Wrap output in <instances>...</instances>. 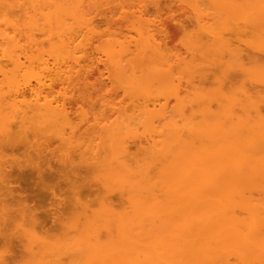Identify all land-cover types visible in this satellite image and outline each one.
I'll use <instances>...</instances> for the list:
<instances>
[{
    "label": "rangeland",
    "instance_id": "374dc122",
    "mask_svg": "<svg viewBox=\"0 0 264 264\" xmlns=\"http://www.w3.org/2000/svg\"><path fill=\"white\" fill-rule=\"evenodd\" d=\"M50 1L61 2L62 0H50ZM74 1L79 4L80 10L83 15L84 23L83 25H81V27L79 28L77 27V29H76V26L73 25V27L75 26L74 31H72L73 30L72 29L69 32V33L72 32L71 34L74 36L73 37L72 35H68V36L73 37L72 43L70 45L72 46L73 49L66 56L58 55L56 54V52L55 53L51 52L52 50L51 44H56V42H58L59 40L57 38L58 36L56 35V33L54 34L56 37L52 35L54 37L51 36L52 39L50 38L49 40V36L47 37L45 33H43L44 32L43 30L42 31H40V29L35 30V31L32 30L31 34H33L34 41H36V42L32 41V43H34L33 46L31 44H28V42L31 43L30 41H28V38L25 39L26 37L25 33L27 32L26 27L25 29H20L21 31L18 30L22 34L18 33L17 29L20 28V26L23 27L20 21L24 22L25 20H28L30 16L29 14L35 13V15L37 14L36 16L40 15L41 11H39L40 10L39 6L36 5L34 7V10H32L30 6H27V8H30L31 10H28L29 13H26L27 15H24L25 17L22 14V12L24 11L20 10V7L18 6L17 7L19 8V10L15 6L12 7L14 9H9L8 12L11 11V13L6 12L8 8L2 9L4 10V12L2 11L0 12V14L4 13V20H5V17L7 16L6 18L9 20V23H11V25L10 24L7 25L9 27L7 28L5 24L0 22L2 24L0 25V28L2 26L5 32L9 34L8 37L12 35L11 37L14 36L13 38H15V41L19 40L18 41L19 46H23L24 50L20 49V51H17L19 54L17 58H19V62L21 64L20 65L21 67H17L14 64V62L9 59L8 55L6 56L1 53L2 49L6 50L7 48L6 46L7 43L5 45V41H3L4 42L3 43L1 40L2 43L0 44V81H1L0 83H2V88L0 89V94L3 93V94H7L8 96H10L8 97L7 95H4L5 97L7 96L6 97L7 100L5 99L4 100L5 102L8 101L6 103H8L9 107L12 106V108H23L25 107L27 103H31L36 98L39 99L40 102L48 101L52 103L53 106L63 105L66 107V110L68 112L67 114L68 120L66 122L67 124L64 122L65 123L64 125H62V123H58L57 125L56 124L57 122L55 123L56 124L55 125L54 124L55 121L53 122L51 120L52 124L49 121L51 125L50 126L47 120L48 119L50 120L51 116H49V118L45 116V119L43 116L34 117L33 120L35 122L33 123L37 122V124H39V125L35 124V126L36 127L38 126L39 128L37 127V129L34 131L38 138L36 137V135H35V138H33V136L31 137L30 135V138H31L30 140H32L31 143L35 146V147L33 146L34 148L39 149L43 158L48 157L51 163L53 164H55V162H57L58 159L63 160L64 158H66L65 159L66 161L70 155L72 158H78L79 155L76 156L75 150L77 151L87 150V151H84L85 155H87V160H88L87 162L91 163L94 158L92 160L88 158L92 154L94 156L95 153H93V151L95 152V150L97 149L96 153L97 152H99V154L101 153L100 157L104 156L101 158L102 160L100 159L99 156H97V159L99 162L103 161L104 163L102 162L98 164L97 162H95L94 164H96L98 167H101V168L105 167L108 169L109 167V169L111 168L112 171H110L111 169L107 170L104 168L105 170L98 169L96 171L90 172L88 175L89 177L95 180H97L98 178L101 179V180L98 179V181L100 184H102V186H98L99 184L96 185L93 183L96 186V187H93V189L95 188L100 189L99 191L98 189L97 190L95 189L94 190L95 193L96 191L99 194L105 192L104 195L102 194V198L104 196L103 199L108 198V197L115 198L112 200L110 199L111 200L110 202H115L114 203L115 205L114 204L112 205V207L114 206L115 212H113L112 214V213H108L105 211V207L107 205L105 206L104 204L105 203L108 204L106 201L107 199L106 200L100 199L99 203H96V201L93 202L95 199H99V197L96 198L95 196L96 194L92 192V194H95V195H92V194L90 195L93 197L92 198L93 201L91 202L93 205L90 203V206L86 211L87 212L86 215L88 216L87 218H89L91 215L93 216V217L91 216L92 218L90 217L91 220L90 218L86 219V217L84 219L81 214H79L78 212L77 214L75 212L74 208L80 211L79 210L80 206L79 208H76L78 205L75 207L70 206L68 208L73 209V210L71 211V210H68L67 208L65 210H68V211L67 212L65 211L64 214L65 213L68 214L70 213L69 211H71L73 215L77 214V216L75 215L73 217V215H71L70 213L69 214L70 217L68 218V216H65L66 214L63 215L62 221L64 222L61 221L62 223V224L60 223L61 227L59 225L58 226L56 225L57 227H53L54 229L49 227L50 229H52V232L55 231L56 234L52 236L51 235L52 232L49 230L50 233L48 234V237L45 236L46 237L45 240L43 238H42L43 240L40 238L39 239L40 242H39L37 237H39L38 235L42 234L40 232L41 227L39 226L36 227L37 229L36 231L37 237H36L35 236L36 234L30 233L36 230L34 229V231H32L34 226L30 222L29 224L28 223L26 224L27 221H25L24 223L23 221L27 219H23L22 215L19 216L20 214L16 215V211H14L15 212L14 215L16 216L11 215V212H12L11 211L9 215L7 214L8 215L7 218H9L10 215L12 216L11 221L10 219L7 220L6 218L7 222L4 220L5 222L3 221L0 223L1 225L0 233L5 232L6 234L11 235V236H8V238L12 237L13 241H11V239L9 240L7 237L5 238L7 242H11V243L14 242L13 243L14 253L13 255H12V252L11 254L8 253V247L12 248L13 244L11 246H8V244L10 245L11 243H7L6 245L4 241H1L0 239V261H1L0 264H54V263L56 264H86L88 260H91L90 257L92 256V254L93 256L96 257V256H99L101 253L102 254L105 253L106 259L107 260L110 259L111 264L113 263L122 264L124 263V261H126L127 258L129 259L130 256L126 258L128 253H130L132 259H137V256L134 254V252L135 253L137 252V255H140V257H142V258L139 257L140 260L141 259L144 260L146 258L144 262L147 264H158L157 258L159 259L160 256H161L160 259L162 260L159 263L166 264L167 262L168 264V262L171 261L169 263L177 264L179 263V261L181 263V259H182L181 264H184L185 261L188 260L187 257L185 258L184 256L183 257L181 256L180 260H176L179 258V256L176 253L174 254V251H172V253L170 254L171 251L167 248H164L163 245L162 246L160 244L156 245L160 249L154 248L156 247L154 245L155 244L154 242H156V240L155 241L154 239L152 240V236L153 234H155L154 230H158L156 231V233L157 232L162 233V230L164 231L167 228L164 231V234H162V236H165L167 238V236L173 235L172 229H174L178 225V224H173L175 225V227L172 225L173 227L170 228L169 226L171 225L169 224L168 226L167 225L168 223L166 224L165 221H162V224H161L160 220L164 218V215L162 216L163 213L154 214L155 213L154 212V213H150L151 217L150 216L147 217L146 216L147 214L146 215L143 214L147 218L146 217L143 218L144 216H139V217L136 216L134 218V221H132V223L134 222L135 226L138 224L139 221L143 220L142 223L139 222L141 223V225H143L142 227H144L141 229L143 232L145 231L146 233L149 232L148 233L149 236L147 237V239H145L146 237L144 238L145 239L144 244L140 243L138 245V248L140 247L139 249H137L136 246H135L136 249L134 247L132 248L131 246L132 243L128 242V240L121 241V237H123V235L120 233L122 231L128 230L129 222H130V218L128 217V215L130 216L131 214L130 207L132 204L130 203L128 196L132 193L133 194L135 193L134 195L132 194V197L137 196V198H139L138 196H140L141 198L143 196L144 198L145 195H147L146 197L148 198V196L151 197L153 196V194L161 195V197H165V196H162V194H164L161 192L163 191L162 187H161L162 190L159 189L160 192L157 190H154L152 194L150 193L151 190L149 191V193L147 192H148V189H152V188H149L151 187V183L154 182L152 181V179L154 180L158 178L159 176L157 174H156L157 176H154L155 172L156 173L158 172V174H160L161 172L160 167L163 166V164H165L166 162L165 158L163 157L165 156L163 155L165 153L164 152L165 150H163L162 148L163 145L161 143H164L162 140L165 141L169 139V136H170V140H167L166 142L169 143L170 141L172 142L173 140L175 141L174 143H176V140L174 139L175 136H173V134L179 135L180 132L174 133L173 128H175V131L177 130L181 131V133L183 130L182 137L183 138L185 137L186 141L188 139L189 146L195 143L196 147L200 146L201 148H206V149H208V147H211L213 145L216 146L217 143L223 142L224 140L228 142V139L231 136L232 137L230 139L233 138L232 141L233 143L235 142L234 144L237 143L235 145L237 146L239 142L243 140L242 138L244 137L246 138L247 136L248 139H246V141L248 140V142H245L244 144H242L243 149H239V150H241L243 154L245 152L247 153V151L253 152L252 156H251V153L250 155L245 153L249 157H252V159L259 157L258 155H257L258 157L255 156L254 152L255 154L260 155V152L258 153L257 150L258 149L261 150L262 148H264V146H262L264 145V21L258 20L257 21L258 23L256 22V23H253L252 25L249 22H244L246 18L245 20L243 18L247 17L249 19L250 16L252 17L253 15H251V13L253 14L254 8H255L254 15L256 16L258 12L259 13L264 12V8H261V7H264V0H255V1L249 0L251 3L248 0H238V1L236 0V2L240 6L241 14L244 12L243 10L247 12V14L246 12H244L242 15H240V13L237 10L239 7L235 9V12L233 11V8H235L234 5L236 3L233 2L232 0H228L230 3L229 2L226 3L227 0H218V2H216L217 0H68V2H74ZM220 1L224 3L222 5H225V6H222L220 4L221 3ZM245 1H246L245 4L240 5V3H244ZM18 2L20 3L21 0ZM18 2L16 4H18ZM22 2L24 4H27L28 1L22 0ZM215 2L216 4L219 3V5L217 4V6L219 7L222 6V8L216 7ZM252 3H254L253 5H255L256 3L257 4L255 5V7H253ZM36 4H38V2ZM247 4L250 6V8L247 7L248 6ZM251 6L253 7L252 9H251ZM236 7H237V4H236ZM224 9H225V12H224ZM219 10H221V12ZM250 10H253V11H251L250 13ZM231 12L233 13V15H231L232 14ZM248 12L250 13L249 17L247 16L249 14ZM6 13H8V15H6ZM35 15L33 14L34 17ZM26 16H28L27 19H25ZM39 17L41 18V16ZM40 18L38 19L37 17L39 21L42 20ZM0 19H1V16H0ZM255 21L256 20H254L253 22ZM13 22L18 25L19 23L21 24L19 25V27L18 25H16L18 27L17 28L16 26H14ZM139 22L140 23L143 22L142 23L143 25L144 23L146 24L145 27L148 33H150V35H153V38L156 41V43L158 41L157 43L158 45L159 43L161 44L160 48L163 52V55H165L166 56L165 58L166 59L168 58L167 60L169 61L167 62V60H165V65L167 64L168 66L167 76L168 78L171 79L172 82L170 83V79L169 80L164 79V81H162V83L164 84L159 83L161 85V89H160L158 82L156 81L158 85L155 87L156 82H154L155 80H153L154 83L152 84L154 85V88H156L154 89L155 91L152 89V87H148L146 89L148 85H145V84L141 85V87L134 86L135 84L134 85L132 84L131 86H129L127 82L129 80H130L129 82H131L132 80L131 77H133L134 74L132 72H129L130 70L127 71L126 69L128 68L124 70L126 75L123 71H122L123 73L121 72V74H119L120 72L117 71L119 70L117 65L113 66L114 62H112L111 57L107 56V54L105 53L107 49L106 45L110 44L109 42L111 41V39L113 38L115 39V37H116L115 39L116 47H114L113 45L114 42L113 44L112 43L110 44L111 46L114 47V49L119 50L117 48H120L119 46L121 44L124 45V42L126 41L125 45L127 44L126 46L127 50L129 52H133L135 50L134 49L135 46L133 45L134 44L136 45V41L139 38L138 32H137V27L140 25ZM242 26L243 27L245 26V27L243 28ZM15 27L16 29H14ZM12 30H14L15 32ZM26 34H28V32ZM67 34H64V35L67 36ZM111 35H115V37H111ZM66 36H64L65 39H68V37ZM109 38H110V41L108 42ZM68 41H71V40H68ZM117 42L119 44L118 47H117ZM21 51H23L25 54L23 52L21 54L20 53ZM29 55L30 57H28ZM246 55L251 57L250 59L253 62L252 61L250 62L249 57H247ZM253 56H255L256 59L255 57L253 58ZM176 64L178 65L177 68H175ZM245 69H248V70H245ZM24 71L25 73L26 72H29V73L26 75ZM4 73L6 74V76H12V75L17 76L16 78L21 79L22 81L23 79H25L24 82L29 81L31 87H33L32 90L29 91L26 89L24 91H20L17 93H15L13 89L10 90L11 87L6 86L8 84L6 78H5L6 83H4ZM24 74L26 75L25 78H24ZM118 74L120 75L119 77H118ZM173 74L174 76H177L179 74L178 75L179 77L175 78L174 76H172ZM133 78L136 79L135 77ZM21 80L20 81L18 80V81L21 82ZM136 80H132V82ZM132 86L135 87L136 89H134ZM137 88H138V93L136 92ZM140 89L141 91H139ZM148 89L150 90L152 89L151 91H153L152 92L153 97H156V99L152 98L151 91ZM9 91H11V93H14V94L9 95ZM223 92L229 95L226 97L227 94L225 95ZM232 96H233V99H231ZM227 99H228V102H226ZM144 100H146L145 103H143ZM6 103H4L5 107L7 106ZM146 106L149 109L146 108ZM144 108L146 109L144 110ZM140 109H142L143 111H140ZM154 109L156 110L153 111ZM146 110H149V113H146V114L142 113L144 111L147 112ZM255 111L258 112L257 115ZM161 112L164 113L165 115L164 116H149V114L154 115V114H158ZM38 118L39 119L43 118V121H45L46 123V124L44 123L46 127L42 125L43 122L41 124L42 120H40V123H38L37 121ZM216 120L218 121L220 120L219 123H215V124L212 123V125L214 124V126H216V124H218L220 130L223 129L222 127H221L222 129L220 128V124H223L222 126H224V128L226 127V130L229 129V127H231L230 130H232L233 126H234L233 129L236 127L237 128L234 129L232 133L230 132L231 134L229 133L230 136H227L228 139L224 137L226 134L228 135L227 132L223 136L224 140L222 139V137H221L222 140H216L218 138V135L215 136L213 134L212 135L215 138H212L210 131H209L210 135L206 136L208 134L207 127H209V129L214 128L213 126L211 127L210 124H211V121L216 122ZM241 120H242V123L245 122L247 124V125L244 124L246 125L245 127L244 125L238 126V124H241L240 123ZM256 122H258L259 123L258 125L260 126H257ZM40 125H42L43 128L42 126L40 127ZM193 125L198 128L197 134L199 133L200 136L198 135V136L193 137L194 134L191 131V128L193 127ZM198 125L200 128L198 127ZM35 126H32V127H35ZM176 127H180V128L177 129ZM201 127L204 129H201ZM250 127L256 131L254 132L256 135H258V138L260 139L258 141L262 142V144L260 143L261 145L257 144L259 145L257 146L258 149L255 147L256 143H254L256 140H254L253 142V139H252L253 134L252 135H250V133L247 134L248 131L246 132L245 130L247 128L250 131ZM40 128L42 129L45 128V129L42 130ZM212 131L214 130L212 129ZM251 131L253 132V130ZM190 134H192L191 136L193 137L192 138L193 141H191L190 139ZM203 134H205V136ZM164 135H166L167 138H165L166 136ZM163 137L165 139H163ZM171 137L173 138L172 140H171ZM254 137L255 139L257 138L256 136H253V138ZM210 138L212 139L210 140ZM158 140H160L161 142H159L156 146H154L155 143L158 142ZM249 140L251 141V143L252 142L253 143L250 144ZM232 141L229 140V142L231 143ZM258 141L256 142L258 143ZM165 144H164V148H165ZM0 145H1L0 146V151H1V149H4V137L1 134H0ZM159 145H162V146L157 147ZM170 145L174 147L172 144ZM154 147H157V148L154 149ZM172 147L170 148L172 149ZM119 148H120V151H119ZM5 149H6L5 153L3 152V150L2 152H0L2 154L0 158L3 159V161H1L0 159V162L4 163L3 168H6V166L7 167L9 166L8 162L10 163L12 162L13 159L11 156H12V153L14 152L12 148L9 149V147L7 148L5 147ZM124 149L127 152V159H125L126 160L125 162L127 163L126 165H128L127 166L128 169L129 170L131 169V170L129 171L128 169H126L127 171L126 172V171H123L122 169L121 170L122 172L120 171V173L118 174V171H116V167L113 165L117 164L115 160H117L118 158L119 159L122 158L120 156H123V157L124 155L126 156ZM173 149L171 151H173ZM251 149L252 150L254 149L255 151L254 150L251 151ZM116 150H118L120 154ZM175 150L177 149H174V151ZM47 151L48 152L51 151L50 154ZM69 151L71 152L70 155H68V153H70ZM73 151L75 153L74 155H73ZM122 152L124 153V155L121 154ZM262 152L264 151H261V153ZM6 153H11V156L8 157L9 154L7 155ZM168 153L166 152V156L168 155ZM44 154H47V155H44ZM66 155L68 156L66 157ZM261 155H264V154H261ZM153 157H156V159L157 158L158 159L156 160ZM153 163L154 165H152ZM110 166H113V167H110ZM0 167H1V164H0ZM137 168H139L140 170H138ZM134 169L137 170V172H135ZM106 170H107V173L110 171V173L112 172V174L109 176L108 175L106 176ZM117 170H120V169L117 168ZM123 172H125L128 175L126 176L125 173ZM131 172L132 174L135 173V174H138L139 176L135 174L131 175ZM144 177L146 178V180L144 179ZM148 178L150 179L148 182L150 181L152 182L148 183L147 182ZM160 178L159 180H161ZM118 180H121V182H118ZM142 181H145V182H142ZM144 183H146V185ZM157 183L159 182L157 181ZM157 183L155 184L157 185ZM140 184L143 186H141ZM130 187L133 188V191L130 190ZM124 188L126 189V191L124 190ZM153 188L156 189V187H153ZM136 189L138 190V192ZM128 190H130L131 192ZM257 191L254 188H252V190L251 189L246 190L245 196L250 197V199H253L251 200L252 202L255 201L254 199H257L256 201L258 202V198L260 199V197L262 199L261 201H264V198H262L264 197V190H260L262 192H259V191L257 192ZM115 193L119 194V197H122V198L120 200H117L119 197L117 198L114 197ZM125 193H128V194H125ZM90 196H89V200L91 199ZM155 196H153V198ZM137 198L135 197L136 200ZM157 200L162 202L161 206L167 205L166 203H164V201L166 202V200L162 201L160 196H159V199ZM239 200L240 198L238 199V201ZM124 201H125V204H124ZM256 201L253 204H255ZM100 203H103V205H100ZM127 203H129V205ZM46 204L49 205V203H46ZM260 204L262 205L264 203L262 202L261 203L259 202V204L256 203L257 209H255L254 212L251 210H246L247 207L246 209L242 208L243 210L236 208V214L246 219L249 218L250 213L251 214L252 213L262 214L264 213V209H262L264 207H260ZM127 205L130 207H128ZM127 208H129V210ZM160 209H158V211ZM128 212L130 214L127 215ZM161 212H164L163 208ZM81 213H83V211ZM159 215L161 218L160 220L158 218ZM5 217H3V219H5ZM127 217H128V221H126L125 219ZM173 217L174 219H177L175 215ZM154 218L155 220H153ZM179 219L181 220V217H179ZM16 220L18 221L17 223H16ZM20 220H23L22 222L25 224V226L23 223H21ZM104 221L105 223H107L106 226H108L107 227L108 229H106L105 228L106 226L103 225ZM120 221L121 223H119ZM12 222L13 223L15 222V223L13 224ZM19 222L21 226H19L20 225ZM65 222H66V225L64 224V226H62L63 223ZM87 222H89V225ZM174 222L176 223L177 221H174ZM2 223L3 224L5 223V225H3ZM51 223H52L51 219H48V221L46 222V225L51 226ZM145 223H147V225ZM30 224H31V227L29 226ZM121 224H124V225L121 226ZM27 225L29 228H31V230L29 229L27 230L26 228L25 229L30 232H27L24 229V227H27ZM46 225H45V228H47ZM168 227L172 231L169 230ZM96 228H99V230H96ZM152 228H153V231L151 230ZM146 229L149 231L147 232ZM95 230H96V233H94ZM107 232L109 233L107 234ZM165 232L167 234H165ZM43 233L47 234L48 232L43 231ZM6 234H3V235H6ZM93 236L96 240L95 241L96 243H94ZM159 236L161 237V234ZM0 237H1V234H0ZM47 240L50 241V243L46 245L45 241ZM90 240H93V241H90ZM150 240L152 241L150 242ZM88 242L90 244H88ZM120 242L124 243V247H123V244L122 245L120 244ZM182 242H183L182 244H184L185 241H182ZM52 244H54L53 248H52L53 246ZM113 244L115 247L113 246ZM179 244L182 245L181 242H179ZM116 245L118 246L116 247ZM125 245L126 247L128 245L129 248L126 249ZM142 245L144 246L142 247ZM148 245H150L151 247H149ZM92 246H94L95 248H93ZM147 246L149 250H151L150 253L148 252V248H146ZM29 247L31 248V250ZM111 247L112 249H110ZM113 247L117 249L118 252L115 249L113 250ZM162 247L165 250H163ZM143 248L144 250L147 249L144 251L145 254L143 252ZM97 249L99 252H101L100 254L98 253ZM134 249L135 251L133 252ZM50 251L52 254H49ZM146 251L149 254H147ZM47 252L49 255H51V257L49 255L48 257L46 256V258H48L49 261L48 259L45 260V255H47ZM95 252L97 253L95 254ZM168 252L169 254H167ZM114 254L116 256L117 254H119L120 257L122 256V258L120 257H119L120 259L118 258L119 262H114L117 259V257ZM150 254L151 256L153 255L152 256L153 258L150 256ZM232 254L231 256H229V259H228L230 264H236L237 262H238L237 264H240V262L235 257V255L233 254L234 256H232ZM147 255H148L150 262L149 260H147ZM170 256H171V259L169 258ZM49 257L52 259L50 260ZM95 257L92 258L93 264H97V261H98L96 260L97 258ZM163 257L165 258V260L163 259ZM53 258H55L56 260ZM114 258L116 259L114 260ZM122 259H124L123 262H122ZM99 264H102V263H99Z\"/></svg>",
    "mask_w": 264,
    "mask_h": 264
},
{
    "label": "bare ground",
    "instance_id": "6f19581e",
    "mask_svg": "<svg viewBox=\"0 0 264 264\" xmlns=\"http://www.w3.org/2000/svg\"><path fill=\"white\" fill-rule=\"evenodd\" d=\"M18 1H20V0H0V10H1L0 12H2V11L4 12V10H2L4 8H8L6 10V12H8L9 9H14V8H12L13 6H15V7L18 6V7H20V10L24 11V12H22V14L24 16V15H27L26 13H29L28 10H31V9L34 10V7L36 5L39 6V8H40L39 11H41L40 15H39V16H41V18L39 16H36L37 14L35 15V13H33L36 18L33 16V14H29L30 15V16L28 15L29 18H28V16H26V18H25V19L28 18V20H25L26 22L20 21L22 24L19 23V25L20 24L23 25L24 28L21 26H20V28H18L19 25L15 24L13 22L14 26L18 25V27L16 26L18 28L17 31L18 30L21 31L20 29H25V27H26L28 34L30 33L28 35V34H26L27 32L25 31L26 32L25 33V35H26L25 39L28 38V41L31 42V43H29L27 41L28 44H31L33 46L34 43H32V41L36 42V41H34L33 34H31L32 30H34V31L39 30V29H40V31L43 30L44 31L43 33H45V35L47 37L49 36V40H50V38L52 39V37H54L55 36L54 34L56 33V35L58 36L57 38L59 39V40L57 39L59 43L58 42H56V44L50 43L51 47H52V50L50 49L51 52H54V53L56 52V54H58V55H65V56L68 55L70 53V51H72V49H73L72 46H70V45H71L73 37H74L71 34L72 32L71 33H69V32L72 29H73L72 31H74L75 26L77 29V27L78 28L81 27V25H83V23H84L83 15H82V12L80 10L79 4L75 1L74 2H68V0H64V1L62 0L61 2H59V1L55 2V1H50V0H41V1L40 0H27L28 1L27 4H24L22 2V0L20 3ZM232 1L237 4V7H236V4L234 3L235 4L234 5L235 8H233L234 12H235V9L238 7L239 8L237 10L240 13V15H242L244 12H246L245 10H243L244 12L241 14L239 4L236 2V0L235 1L232 0ZM250 1H252V0H250ZM17 2H18V4H16ZM37 2H38V4H36ZM216 2H218V0ZM216 2H215V5L218 8H220V7L222 8V6H225V5H222L224 3H222L220 1L221 2L220 4L222 6L219 7V6H217V4L219 5V3L216 4ZM228 2L229 1L227 0L226 3H228ZM245 3H246V1L244 3H240V5H243ZM254 3H252V5ZM255 5H253V7H255ZM258 5H259V3H258ZM27 6H30L31 9L27 8ZM18 7H17V9L19 10ZM247 7L250 8L249 5ZM253 7L251 6V9ZM257 8H258V6H257ZM261 8H264V7H261ZM261 8H259V9H261ZM219 11L221 12V10H219ZM251 11H253V10H250V13H251ZM254 11H255V8H254ZM254 11H253V14L251 13V15H253L252 17L250 16V13L248 12L249 14L247 16L248 17L250 16L251 18L249 17V19H248L247 17H244L243 18L244 20L246 18V20L244 22H249L253 25V23H256L258 20L264 21V20H262V19H264V14H262V13H264V12H262V10H261L262 13L258 12V14H257L255 12L257 14V16H256V15H254ZM35 12H36V10H35ZM224 12H225V9H224ZM238 12H236V13H238ZM8 13H11V11H9ZM8 13H6V15H8ZM246 14H247V12H246ZM231 15H233V13ZM0 16H1V19H0L1 23L5 24V26H7L9 24L11 25V23H9V20L6 18L7 16L5 17V20H4V13H1ZM221 16H222V14H221ZM230 16H228V17H230ZM37 17H38V19L39 18L42 19V20H40L41 22L37 19ZM250 20H252V21H250ZM254 20H256V21L253 22ZM1 23H0V25H2ZM13 23H12V25H13ZM142 23L139 22L140 25L137 27V32H138L139 38L136 41V45L135 44L133 45V46H135V48H134L135 50L134 51L132 50L133 52H129L127 50V47H126L127 44L125 45L126 41L124 42V45L121 44L119 46L120 48H117L119 50L114 49V47H116V44H115L116 37H115V35H111V37H115V39L113 38L110 41V38H109L108 42L110 41L109 42L110 44L111 43L113 44V42H114V44H113L114 47L111 46L110 44L106 45L107 49L105 48L106 49L105 53L107 54V56L111 57L112 62H114V64L111 62L113 64V66L117 65V67L119 69L117 71L120 72V73L118 72L119 74H121L122 71L124 72V70L126 68H128V69H126L127 71L130 70L129 72H132L134 74L133 77H135L137 80L134 79L133 77H131L132 80H136V81L132 82V80H131V82H132L131 83V82H129L130 81L129 80L127 82L129 84V86H131L132 84L133 85L135 84L134 86H137V87L140 86L141 87V85L145 84V85H148L146 87V89L148 87H152V89L154 90L156 88H154V85L152 83L157 81L159 84V83H162V81H164V79H168V80L170 79L167 76L168 66H167V64L165 65V60H167L168 58L166 59L165 58L166 56L163 55V52L160 48L161 44L159 43V45H158L157 44L158 41L156 43V41L153 38V35H150V33H148V31L145 27L146 24L144 23V25H143ZM73 25H75V26L73 27ZM16 27L14 29H16ZM237 27H239V26H237ZM260 27H261V25H260ZM7 28H9V27L7 26ZM250 29H251V27H250ZM241 30H242V28H241ZM12 31H14V30H12ZM19 31H18V33H21ZM29 31H31V32H29ZM64 34H67V36ZM8 35L9 34L7 32H5V30L1 26V28H0V44L3 41H5V45L7 43V45H6L7 48L5 47L6 50L2 49L1 53L3 55H6V56L8 55L9 59L12 60L17 67H21L20 66L21 64L19 62V58H17L19 55L17 51H20V49H23V46H19V43H18L19 40L15 41V38H13L14 36L11 37L12 36L11 35L8 37ZM52 35H54V36H52ZM63 35L68 37V39H65V37ZM68 35H72L73 37L68 36ZM62 37H64V38H62ZM70 38H72V39H70ZM1 40H2V42H1ZM65 40H67V41H65ZM68 40H71V41H68ZM117 40H118V38H117ZM118 45L119 44L117 42V47H118ZM22 52L23 51H21L20 53L22 54ZM15 53H16V55H15ZM28 57H30V55ZM247 57H249V56H247ZM254 57L255 56H253V58ZM250 58L251 57H249V59ZM255 59H256V57H255ZM251 61L252 60L250 59V62ZM167 62H169V61L167 60ZM177 67H178V65L176 64L175 68H177ZM245 70H248V69H245ZM177 71H178V69H177ZM177 71H176V73H177ZM24 73H25V71H24ZM28 73L29 72H26L25 74L27 75ZM25 74H24V78L26 76ZM119 74H118V77L120 76ZM125 75H126V73H125ZM178 75L174 76V74H173L172 76L177 78V77H179ZM16 77L17 76H14V75L6 76V74L4 73V83H6L5 78L7 79V83H8L7 85L6 84H4V85L11 87L10 90L13 89L15 91V93L20 92V91H24L26 89L29 91L32 90L33 87H31L29 81L24 82L25 79H23V81H22L21 79H18ZM18 80L19 81L21 80L22 83L19 82ZM120 80H121V78H120ZM153 80H155V81L153 82ZM157 82H156L155 87L158 85ZM171 82L172 81L170 79V83ZM0 84H1L0 85V89H1L2 83H0ZM150 84H151V86H150ZM162 84H164V83H162ZM159 86L161 89L160 84H159ZM133 88L136 89L135 87H133ZM148 90H150V89H148ZM139 91H141V89ZM136 92L138 93V88H137ZM152 92L153 91H151V94H152ZM219 93H221V92H219ZM10 94L12 95L14 93H11V91H9V95ZM224 94L226 95L227 93H224ZM4 95H7V94H3V93L0 94V134L4 137V149H1L0 152H2V150H3V152L5 153V151H6L5 147L6 148L9 147V149L12 148V150H14V152L12 153V156H11V153H6L7 155L9 154L8 157L11 156L13 159L11 163L8 162V164H9L8 167L6 166V168H3L4 163L2 162L3 163L2 164L0 162V164H1V167H0V216L1 215L3 217L6 216L5 219H3V217L1 216L0 223L3 222L4 220L7 222V220H9V219L11 221V217H12L11 215L16 216L17 214H20L19 216L22 215L23 219H27L24 221L20 220L21 223H23V222L25 223V221H27L26 224L27 223L29 224V222H30L34 226L32 231H34V229H36L37 226L41 227L40 232L43 235L41 233H39L41 235H38L39 237H37V234H36L37 229L34 232L27 231L28 229L31 230V228H29L28 225H27V227H24L25 224L23 223L24 229L26 228L27 230L26 229L25 230L27 232H30L31 234L32 233L36 234L35 236L37 237L38 240L40 238L41 239L43 238L45 240V238L48 237V234L50 233V231L52 232V229H50V228L57 227L58 225L60 226L63 215L66 214L65 216H68V218L70 217V215H69L70 213H71V215H73L71 212L73 209H69L68 207H70V206L75 207L78 205L76 208H79V206H80V208H79L80 211L76 210L75 208H74V210L76 213L78 212L79 214H81L84 219H85V217H86V219H89L92 216L91 215L89 218H87L88 216L86 215L87 214L86 211L89 208L90 203L93 201V199H92L93 197L90 195L92 194V192L95 193V191H94L95 189L96 190L98 189V188L93 189V187H96L94 184H96V185L99 184L98 186H102V184H100L98 181V179H100V178L95 180V179H92L91 177H89L88 174L90 172L96 171L98 169H104L105 167L101 168V167H98L96 164H94L95 162H97L98 164L103 162V161L99 162L97 159V156L100 157V154H101V153L99 154V152L96 153L97 149L95 150V152L93 151V153H95V155L93 156V154L90 153V154H92L91 155L92 158H91V156L88 158L91 160L94 158L92 160V162L94 161L93 163L87 162L88 161L87 155H85V152H84L87 150H84V151L75 150L76 156L79 155L78 158H72L70 155L71 152L69 151L70 152V153H68V155H70L68 157L69 159L67 158L66 161H65L66 158L63 159L64 161L62 159H61L62 161L60 159H58V160L56 159L57 162H55V164L51 163V161L48 157L43 158L39 149L34 148L35 146L31 143L32 140H30L31 139L30 135H31V137L33 136V138H35L36 134L34 131L38 127V126L37 127L35 126V124H37V122L33 123V122H35L33 119L35 116L36 117L37 116H39V117L43 116L44 119H45V116H47V118H49V116H51L50 117L51 119L47 120L49 125H50V123L52 124L51 120L53 122L55 121L54 124L57 122L56 123L57 125H58V123H62V125H64L68 120V118H67L68 112L66 110V107L63 105H61V106L54 105L53 106L52 103H50L48 101L47 102L46 101L40 102L39 99L36 98L31 103H27L25 105V107H23V108H12V106L9 107L8 103H6L8 101L5 102V100H7L6 97L8 95L6 97ZM228 95L229 94H227L226 97ZM8 97H10V96H8ZM152 98L156 99V97H153V94H152ZM231 99H233V96ZM145 101L146 100H144L143 103H145ZM226 102H228V99ZM4 103H6L8 108H7V106L5 107ZM147 103H149V102H147ZM146 108H148V107L146 106ZM146 108H144V110ZM164 109H166V108H164ZM155 110L156 109H154L153 111H155ZM140 111H143V110L140 109ZM146 111L147 112L144 111L142 113H145V114L149 113V110H146ZM255 113H256V115L258 114V112H256V111H255ZM164 115L165 114L162 112L158 113V114H154V115L149 114V116H164ZM40 120H42L41 124L43 122L42 125H44V127H46V125H45L46 123H45V121H43V118L42 119L38 118V120H37L38 123H40ZM214 120H215V118H214ZM49 121H50V123H49ZM217 121L218 120H216V122L211 121L210 125H211V127L213 126L214 128L209 129V127H207V130H208L207 133L208 134L206 133L207 134L206 136L210 135V133H209V131H210L212 138H215V137H213V135H215V136L218 135V138L216 140H222V139L224 140L223 136L227 132L228 135L226 134L224 137L226 139H228L227 136H230L232 131H234V129L237 128L236 127L233 129V127H234L233 126L232 130H230L231 127H229V129L226 130V127L224 128V126H222L223 124H220V128L221 127L223 128V129L221 128L222 130H220L218 124H216V126H214V124L219 123L220 120L218 122ZM212 123H214V124L212 125ZM240 123L241 124H238V126H240V125L242 126V125L246 124L245 122L242 123V120L240 121ZM256 123H257V126H260V125H258L259 124L258 122H256ZM197 124H199V123H197ZM37 125H39V124H37ZM42 125H40V127ZM246 125H244V127ZM32 126H35V127H32ZM195 127L196 126L193 125V127L191 128V131L194 134L193 137L199 135V133L197 134L198 128L196 127L197 128L196 129ZM198 127H199V125H198ZM42 128H43V126H42ZM42 128H40V129H42ZM176 128L179 129L180 127H176ZM40 129H38V130H40ZM44 129H42V130H44ZM169 129H170V127H169ZM173 129H174V133L180 132L179 135L173 134V136H175L174 139L176 140V143H174L175 141L172 140L173 139L172 137H171L172 142L170 141L171 143L170 142L167 143L166 141L170 140V136H169V139H167L165 141L162 140L164 142V143H161L163 146L162 145L157 146V147L162 146L163 150H165L164 151L165 153L163 154L165 156H163V157L165 158L166 162L164 161L165 164H163V166L160 167L161 176H160V174H158V172L157 173L155 172L154 176L159 175L158 178H156L158 180L152 179V181H154V182L150 181L152 183H151V187H149V188H152V189H148V192H147V193H149V191L151 190L150 193L152 194L154 192V190H157L160 192V190L163 189L164 192L163 191H161V192L165 194V195L162 194V196H165V197H161V195H156V194H155L156 195L155 196L153 194V196H155L153 198V196H151V194H150L151 197L148 196V198L146 197L147 195H145L146 198L145 197L143 198V196L141 198H140V196H138L139 198H137V196L132 197L133 193L130 194L128 196V198L130 200V203L132 204L131 207L128 206L129 203H127L128 204L127 206L131 208V214L129 213L130 211L127 213V215L130 214V216L128 215V217L130 218V222H129L128 230L122 231L120 233L123 235V237H121V241L128 240V242L132 243V245H131L132 248L133 247L135 248V246H136V248L139 249L140 247L138 248V245L140 243L144 244V240L147 239V237L149 236L148 235L149 230L146 229L148 233H146V231L145 232L142 231L141 228H144V227H142L143 225H141L143 220L139 221L141 223H139V222H138V224L136 223L137 224L136 226H135L134 222L132 223V221H134V218L136 216L139 217V216H144L147 214L146 215L147 217L148 216L151 217L150 213H154V212H155L154 214L163 213L162 216L164 215V218L166 217L165 219L162 218V220H160L161 219L160 215L158 217L159 220L161 221V224H162V221H165L166 224L168 223L167 224L168 226H169V224L171 225V226H169L170 228L173 226L175 227V225H173V224H178V225L174 229H172L173 235H170L171 233L169 234L170 236L166 235L167 238L165 236H162V234H164V231L167 228L164 231L162 230V233H160V232L156 233V231H158V230H154L155 234H153L152 240L153 239H154V241L156 240V242H154L155 246L160 244L161 246L163 245L164 248L169 249L171 251L170 254L172 253V251H174V254L176 253L179 256V258L176 260H180L181 256L182 257L184 256L185 258L187 257V259H188V260L186 259L187 261H185L184 264H230L228 259H229V256H231V254L233 253L235 255V257L238 259V261L240 262V264H264V213H262V214H257V213L251 214L250 213L248 219L241 217V216H238L236 214V208L237 209L238 208L239 209H242V208L246 209V207H247L246 210H251L254 212L255 209H257L256 203L257 204H259V202L264 203V201H261L262 199L260 197V199L258 198V202L256 201L257 199H254L256 201V203L253 204L255 201L252 202L251 200H253V199H250V197L245 196V191L250 190V189L252 190V188L256 189V191L258 190L259 192H262L260 190H264V155H261V154H264V152L261 153V151H264V150H262L264 148H262L260 150L257 147V146L261 145L262 142L258 141L260 139L258 138V135L255 134L256 131L251 127H250V131L247 128L245 129L246 132L248 131L247 134L250 133V135L253 134V136L257 137L255 139V137L253 138V136H252L253 142H254V140L258 141V143L256 141L254 143H256L255 147L258 149L257 152L258 153L260 152V155L255 154V152H254V155L255 156L258 155L259 157L257 156L258 158L252 159V157H249L246 154L250 155V153H251V156H252L253 152L246 150L247 153L244 151L246 154L245 153L243 154L242 151L239 150V149H243L242 144H244L245 142H248V140L246 141V139H248L246 135H244V136H246V138L243 136L245 139L242 138L243 140L241 142H239V144L237 146H235L237 143L236 144H234L235 142L233 143V141H232L233 138L230 139L232 137L231 136V137H229L228 142H226V140H224L225 142L223 141V142H220L217 144L214 143V144H216V146L213 145L214 147L211 146V147H208V149H206V148H201L200 146L196 147L195 143L193 145L189 146L188 139L186 141V138L184 137L185 138V140H184V138L182 137L183 136V134H182L183 130L181 133V131H178V130L175 131V128H173ZM201 129H204V128L201 127ZM212 129L214 131H212ZM224 129H225V131H224ZM251 130H253V132ZM204 131H206V130H204ZM222 131H224V132H222ZM43 132H45V131H43ZM212 132H214V133H212ZM191 135L192 134H190V139H191V141H193L192 140L193 137ZM201 135H202V133H201ZM203 135L205 136V134H203ZM164 136H166V135H164ZM237 136H238V134H237ZM36 137H37V135H36ZM221 137H222V139H221ZM165 138H167V136ZM165 138L163 137V139H165ZM196 138H198V137H196ZM196 138H194V139H196ZM212 138H210V140ZM237 139H238V137H237ZM160 140H158V142L155 143L154 146H156L159 142H161ZM229 140H231L233 144L231 142H229ZM165 142H166V144H165ZM223 143H225V144H223ZM252 143L250 141V144H252ZM164 144H165V148H164ZM170 144H172L174 147H172ZM175 144H176V146H175ZM257 144H259V145H257ZM249 145H248V147H249ZM262 146H264V145H262ZM262 146H260V147H262ZM157 147H154V149ZM170 147H172V149L174 148L177 150L174 151V149H173V151H171L172 149ZM122 149H121V151H122ZM249 149H250V147H249ZM253 150L251 149V151H253ZM116 151L118 152V150H116ZM119 151H120V148H119ZM124 151H125V149H124ZM50 152H48V153L50 154ZM166 152L167 153L170 152V153H168V155L166 156ZM75 153L73 151V155ZM125 153H126V156L122 152L121 154L124 155V157L120 156V155L119 156L122 157L123 159L118 158L117 160H115L117 162V164L115 163L116 165H113L116 167V171H118V174L120 173V171L122 169H123V171H126V169H128V167H127L128 165H126L127 163L125 162L126 161L125 159H127V152L125 151ZM44 155H47V154H44ZM68 155H66V157ZM0 156H2L1 153H0ZM102 157H104V156H101L100 159ZM153 158L156 159V157H153ZM248 158H250V159H248ZM0 159H1V161H3L2 158H0ZM45 159H47V160H45ZM95 159H96V161H95ZM113 163H114V161H113ZM157 163H158V161H157ZM128 164H130V163H128ZM152 165H154V163ZM113 166H110V167H113ZM117 168L120 170H117ZM105 169H107V168H105ZM110 169L108 167L107 170H110ZM137 169L140 170L139 168H137ZM107 170H106V176L111 175L112 172L110 173V171H112V169L108 173H107ZM135 172H137V170H135ZM123 173H125V172H123ZM134 174H132V172H131V175H134ZM125 175L127 176L128 174L125 173ZM135 175H138V174H135ZM159 178L161 180H159ZM144 179L146 180L145 177H144ZM92 180H93V182H92ZM121 180H118V182H121ZM149 180L150 179L148 178L147 182ZM157 181L160 184L157 183ZM95 182H97V183H95ZM142 182H145V181H142ZM150 182H148V183H150ZM155 183H157V185ZM133 184H132V186H133ZM144 184L146 185V183H144ZM141 186H143V185H141ZM152 186L156 187V189L153 188ZM158 186H159V188H158ZM161 187H162V189H161ZM101 189H102V187H101ZM99 190L100 189H98V191ZM124 190L126 191L125 188H124ZM130 190L133 191V188L130 187ZM130 190H128V191H130ZM102 192H103V190H102ZM137 192H138V190H137ZM104 193L105 192L99 194L96 191V193H95L96 195L92 194V195H95L96 198L99 197V199H95L93 202L96 201V203H99V200L104 198V196L102 198V194L104 195ZM115 194H114V197H116V198L119 197V194H116V195ZM125 194H128V193H125ZM141 194H142V192H141ZM106 195H108V194H106ZM120 195H121V193H120ZM89 196L91 197L92 200L91 199L89 200ZM95 196H94V198H95ZM159 196H160L162 201L166 200V202L164 201V203L167 204V205L165 204L166 206H164V205L161 206L162 202L157 200V199H159ZM135 197L137 198V200L135 199ZM252 197H253V195H252ZM121 198L122 197H119L117 200H120ZM151 198H153V199H151ZM237 198L238 199L240 198V200L238 201ZM262 198H264V197H262ZM110 199L112 200L115 198L108 197V198L103 199V200H106L108 203V204H106V203L104 204L105 206L107 205L105 207V211L113 214V212H115V209H114V206L112 207V205L115 202H110L111 201ZM46 203H49V205H47ZM124 204H125V201H124ZM100 205H103V203H100ZM262 205H264V204H262ZM262 205L260 204V207H264ZM67 208H68V210H71V211H69L70 213H68V214L67 213L64 214L65 211L66 212L68 211V210H65ZM162 208H163L164 212H161ZM124 209H126V208H124ZM127 209L129 210V208H127ZM158 209H160L159 210L160 212L158 211ZM262 209H264V208H262ZM14 211H16V215H14L15 214ZM82 211H83V213H81ZM10 212H11V215L9 216V218H7ZM77 214H75V215L77 216ZM148 214H150V215H148ZM75 215H73V217ZM174 215L177 219H174V217H173ZM146 216H144L143 218H145ZM120 217H122V216H120ZM128 217L125 218L126 221H128ZM179 217H181V220L179 219ZM6 218H7V220H6ZM91 218H90V220H91ZM155 218L153 220H155ZM169 218H171V219H169ZM21 219H22V217H21ZM48 219H51V222H52L51 226L46 225V222L48 221ZM79 220H81V219H79ZM174 221H177V222L175 223ZM17 222L18 221L16 220V223ZM62 222H64V221H62ZM81 222H83V221H81ZM83 223H85V222H83ZM87 223L89 225V222H87ZM119 223H121V221ZM19 224H20V222H19ZM31 224L29 225L30 227H31ZM64 224L66 225V222L63 223L62 226H64ZM91 224H93V223H91ZM124 224H121V226H123ZM145 224L147 225V223H145ZM3 225H5V223ZM15 225H17V224H15ZM45 225L47 226V228H45ZM103 225L106 226L107 223H105V221H104ZM163 225H165V224H163ZM19 226H21V224ZM126 226H128V225H126ZM126 226H125V228H126ZM150 226H151V224H150ZM156 226H158V225H156ZM107 227L108 226H106L105 228L108 229ZM169 227H168V229H169ZM6 228H7V226H6ZM42 230L47 231L48 233L45 234V233H43ZM96 230H99V228H96ZM96 230L94 233H96ZM151 230L153 231V228ZM169 230H171V229H169ZM54 232H52V234H51L52 236H54V234H56V232L55 233ZM166 232H165V234H167ZM108 233L109 232H107V234ZM0 234L2 237V238L0 237L1 241H4V243L6 245H7V243H11V242H7V240L5 238V237L8 238V236H11L10 234H6L5 232L0 233ZM3 234H6V235H3ZM116 234H117V232H116ZM160 234H161V237L159 236ZM93 235H95V234H93ZM150 236H151V234H150ZM154 236H155V238H154ZM163 237H165V238H163ZM93 238H94V236H93ZM8 239L9 240L11 239V241H13L12 237H10ZM152 240H150V242ZM90 241H93V240H90ZM95 241L96 240L94 238V243H96ZM182 241H185L184 244H182L183 243ZM39 242H40V240H39ZM109 242H111V241H109ZM179 242H181L182 245H180ZM13 243H11L10 245L8 244V246H11ZM45 243L47 245L48 243H50V241L47 240V241H45ZM88 244H90V243L88 242ZM106 244H107V242H106ZM114 244H113V246H114ZM120 244L121 245L123 244V247H124V243L120 242ZM52 245H53L52 246V248H53L54 244H52ZM128 245H127V247L125 245L126 249L129 248ZM13 246H14V244L12 245V248L8 247V253L11 254V252H12V255L14 253L13 252V249H14ZM117 246L118 245H116V247ZM143 246L144 245H142V247ZM148 246L151 247L150 245H148ZM148 246L146 248H148ZM92 247L95 248L94 246H92ZM114 247H113V250L115 249ZM119 247H121V246H119ZM154 248L160 249L157 246ZM164 248H163V250H165ZM110 249H112V247ZM135 249L133 250V252L135 251ZM186 249L188 250V252ZM30 250H31V248H30ZM115 250H117V249H115ZM145 250H147V249H145ZM145 250L143 248V252ZM36 251H38V250H36ZM95 251H96V249H95ZM97 251H98V249H97ZM117 252H118V250H117ZM148 252L149 253L151 252V250H149V248H148ZM148 252H147V254H149ZM39 253H41V252H39ZM43 253H44V251H43ZM96 253L97 252H95V254ZM98 253L100 254L101 252L98 251ZM112 253H114V252H112ZM49 254H52L51 251L49 252ZM49 254L47 252V255H45V260L48 259V258H46V256L48 257ZM119 254H117V256L114 254L117 257V259L114 258V260L115 259L117 260V261L115 260L114 262H119L118 258L121 255V254L120 255ZM134 254L137 256V259H132L130 253H128L126 258L130 256L129 257L130 260L128 258L127 259L124 258V259H126V261H124V259H122V262L124 261L125 264H147L144 262V260H146V258L144 260H142V259L140 260V258H142V257H140V255H137V252L136 253L134 252ZM144 254H145V252H144ZM167 254H169V252ZM233 254H232V256H234ZM89 255H90V253H89ZM49 256L51 257V255H49ZM53 256H55V255H53ZM92 256H93V254H92ZM92 256L90 257V259L92 261L88 260L89 259L88 258L87 259L88 262L86 261L87 262L86 264H90V263L93 264L92 258H94L95 256H93V257ZM150 256H151V254H150ZM164 257H163V259L165 260ZM31 258H32V256H31ZM95 258H97L96 260H98L97 264H99V263L108 264L110 262V259H108V260L106 259L105 253L104 254L101 253L99 256H96ZM120 258H122V256ZM160 258H161V256H160ZM160 258L159 259L157 258L158 264H162V263H159L162 260ZM169 258L171 259V256ZM175 258H176V256H175ZM51 259L52 258H50V260ZM53 259H55V258H53ZM57 260H59V259H57ZM147 260H149L148 255H147ZM158 260H160V261H158ZM166 260H167V258H166ZM48 261H49V259H48ZM84 262H85V260H84ZM149 262H150V260H149ZM169 262H171V261H169ZM169 262H168V264H171ZM124 263H122V264H124ZM179 263H180V261H179ZM179 263H177V264H179ZM181 263H182V259H181ZM54 264H56V263H54ZM109 264H111V262ZM166 264H167V262H166Z\"/></svg>",
    "mask_w": 264,
    "mask_h": 264
}]
</instances>
